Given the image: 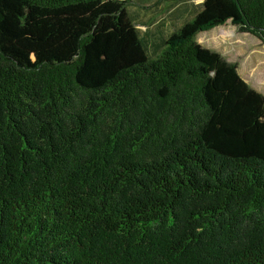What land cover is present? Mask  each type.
I'll list each match as a JSON object with an SVG mask.
<instances>
[{"label":"trees","instance_id":"16d2710c","mask_svg":"<svg viewBox=\"0 0 264 264\" xmlns=\"http://www.w3.org/2000/svg\"><path fill=\"white\" fill-rule=\"evenodd\" d=\"M129 3L0 0V264H264V95L196 41L264 0L154 58Z\"/></svg>","mask_w":264,"mask_h":264},{"label":"rangeland","instance_id":"374dc122","mask_svg":"<svg viewBox=\"0 0 264 264\" xmlns=\"http://www.w3.org/2000/svg\"><path fill=\"white\" fill-rule=\"evenodd\" d=\"M203 3L204 0H131L128 14L143 39L147 56L160 54L165 40L204 9ZM225 36L230 38L227 42ZM196 41L237 63L239 75L264 95V47L257 38L239 33L228 23L200 33Z\"/></svg>","mask_w":264,"mask_h":264}]
</instances>
